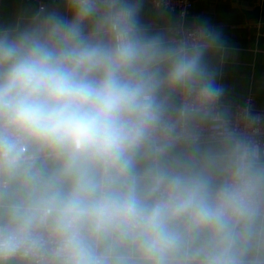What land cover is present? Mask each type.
I'll return each instance as SVG.
<instances>
[{
	"label": "clouds",
	"instance_id": "9594fccd",
	"mask_svg": "<svg viewBox=\"0 0 264 264\" xmlns=\"http://www.w3.org/2000/svg\"><path fill=\"white\" fill-rule=\"evenodd\" d=\"M143 8L0 22V264H264V140L222 102L227 41Z\"/></svg>",
	"mask_w": 264,
	"mask_h": 264
},
{
	"label": "crops",
	"instance_id": "0c3cea01",
	"mask_svg": "<svg viewBox=\"0 0 264 264\" xmlns=\"http://www.w3.org/2000/svg\"><path fill=\"white\" fill-rule=\"evenodd\" d=\"M38 5L35 0H1L0 22L10 21L22 8ZM257 8L258 15H249ZM141 18L148 27L170 34L178 22L192 26L196 19L221 30L228 50L222 60L216 56L212 63L219 68L217 83L225 89L223 104L230 115L249 97L253 108L264 107V0H193L184 18L177 9L144 0Z\"/></svg>",
	"mask_w": 264,
	"mask_h": 264
},
{
	"label": "built area",
	"instance_id": "2783aa9c",
	"mask_svg": "<svg viewBox=\"0 0 264 264\" xmlns=\"http://www.w3.org/2000/svg\"><path fill=\"white\" fill-rule=\"evenodd\" d=\"M1 1V0H0ZM40 3H49L50 0H35ZM157 7L177 9L184 18L192 5L193 0H151ZM183 21L173 27V34L190 29ZM234 125L246 134L253 135L264 140V107L255 109L252 99L249 97L243 104H238L230 115Z\"/></svg>",
	"mask_w": 264,
	"mask_h": 264
},
{
	"label": "water",
	"instance_id": "95a60500",
	"mask_svg": "<svg viewBox=\"0 0 264 264\" xmlns=\"http://www.w3.org/2000/svg\"><path fill=\"white\" fill-rule=\"evenodd\" d=\"M258 13H259V9L257 8L253 12H250L249 15L256 16V15H258Z\"/></svg>",
	"mask_w": 264,
	"mask_h": 264
}]
</instances>
